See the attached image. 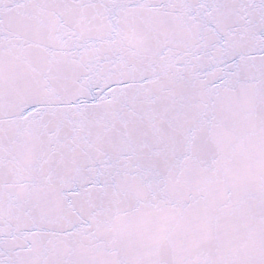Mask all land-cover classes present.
<instances>
[{
  "label": "snow or ice",
  "instance_id": "6c2138e0",
  "mask_svg": "<svg viewBox=\"0 0 264 264\" xmlns=\"http://www.w3.org/2000/svg\"><path fill=\"white\" fill-rule=\"evenodd\" d=\"M0 264H264V0H0Z\"/></svg>",
  "mask_w": 264,
  "mask_h": 264
}]
</instances>
